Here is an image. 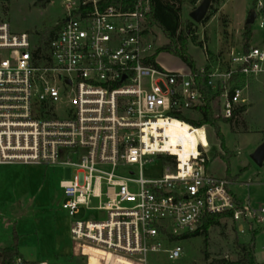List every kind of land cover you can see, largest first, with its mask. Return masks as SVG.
<instances>
[{"label": "built area", "instance_id": "built-area-1", "mask_svg": "<svg viewBox=\"0 0 264 264\" xmlns=\"http://www.w3.org/2000/svg\"><path fill=\"white\" fill-rule=\"evenodd\" d=\"M109 2L66 0L60 29L46 45L0 22V165L75 171L60 183L67 215L73 220L86 212L72 221L73 256L78 243L99 249L109 262L149 264L150 255L161 253L176 262L184 249L175 239L216 215L238 232L264 230V205L240 201L230 180L208 172L209 126L182 120L207 102L190 70L159 67L145 34L150 0L128 10ZM250 20L258 32L252 28L248 50L243 43L231 49L222 70L209 62L199 69L215 93L222 90L218 118L224 120L246 107L249 82L264 75V0H253ZM238 72L243 85L232 88ZM173 123L188 125L197 138L184 160L166 132ZM156 158L165 174L144 179V167ZM128 167H138V177ZM14 264L47 263L18 258Z\"/></svg>", "mask_w": 264, "mask_h": 264}, {"label": "rangeland", "instance_id": "rangeland-1", "mask_svg": "<svg viewBox=\"0 0 264 264\" xmlns=\"http://www.w3.org/2000/svg\"><path fill=\"white\" fill-rule=\"evenodd\" d=\"M65 1L53 0L41 9L36 6L37 0H0V22H8L14 33H28L35 42H39L41 33L57 27L64 19ZM202 1L182 0V26L184 30L191 27L192 31L189 54L200 70L205 69L208 62L222 70L227 67V53L231 49H239L243 43L244 27L253 0H213L206 19L196 24L190 15ZM252 26L253 31L258 32L256 25ZM149 37L156 51L169 43L158 28H152ZM260 38L262 34L256 33L254 43L258 44ZM157 63L169 73L189 71L179 57L169 52H161ZM244 99L246 102L242 107L246 106L248 110L239 113L231 124L221 123L229 161L220 157L223 154L221 141L214 129L208 128L211 146L208 172L216 178L230 180L233 183L231 190L240 201L250 200L254 207H258L264 205V164L257 165L252 157L264 144V75L249 82ZM190 117L197 119L194 114ZM172 133L171 144H180L184 153L192 152L194 146L189 130ZM153 161L143 169L146 180L161 179L165 174L163 163L158 158ZM39 167L45 169V184L32 181L28 166L0 165V263L1 249L11 248L17 236L21 258L28 263L105 264L103 261H106L107 264H135L129 259L109 262L102 251L78 243L72 255V221L85 219L86 212L81 211L73 220L67 215L62 208L65 197L60 183L73 179L75 171L69 167ZM137 168L128 167L127 171L136 172L138 177ZM238 244L250 246L256 263L264 264V230L258 228L252 233L243 226V232H238L235 225L226 219L212 227L207 236L179 242L178 245L184 249L181 260L172 262L163 253L150 255L148 260L149 264L234 263L241 258Z\"/></svg>", "mask_w": 264, "mask_h": 264}, {"label": "trees", "instance_id": "trees-1", "mask_svg": "<svg viewBox=\"0 0 264 264\" xmlns=\"http://www.w3.org/2000/svg\"><path fill=\"white\" fill-rule=\"evenodd\" d=\"M53 0H37L36 6L45 9L47 5H49ZM136 0H110L109 5L122 7L124 10H128L132 8L133 4ZM181 14H182V0H150V11L146 14L147 20V30L145 32L146 35H149L152 28H158L165 38L169 41L167 45L162 47L161 49L155 52L154 58L157 59L161 52H169L177 57H179L189 68L192 74L196 77V84L199 90L203 93L206 99V106L200 108L197 111V119H186L182 118L195 128H200L202 126H209L214 129L217 139L221 141V152L220 157L229 161L230 154L225 149V141L224 137L221 133V123L231 124L235 117L239 113H244L248 110V108L243 107L237 110L234 114V117L229 120H224L218 118V114L220 113V96L222 90H219L218 93H215L208 85V77L207 72L201 73L199 69H197L196 63L194 59L189 54V43L191 36V27H187L186 30L183 29L181 22ZM62 23V22H61ZM60 26L52 27L48 29L44 33H41L40 45H46L53 36L59 31ZM252 36V25L248 22L244 27V35H243V45L244 49L248 50L250 39ZM153 58V59H154ZM154 62V60H153ZM232 88L241 87L242 79L240 73L238 72L235 77L230 82ZM181 130H190L188 125H182L180 123H173L172 126L166 131L168 136L171 137L174 135L172 132H178ZM189 138L192 139L193 149L192 152H195L197 146V138L191 132L189 134ZM182 155V159L188 155L184 153ZM171 159H167L170 161ZM225 219L224 215H216L206 217L203 221L202 226L195 233L186 234L181 238L175 239L176 242H181L185 240H190L193 238H198L200 236H207L209 230L218 226L222 220ZM18 237H15V244L9 249H1V263L0 264H14L16 259L21 258V255L18 250ZM239 249L241 250V258L234 262L221 261L216 262L214 264H257L254 257L253 249L250 246L240 245L238 244Z\"/></svg>", "mask_w": 264, "mask_h": 264}, {"label": "water", "instance_id": "water-1", "mask_svg": "<svg viewBox=\"0 0 264 264\" xmlns=\"http://www.w3.org/2000/svg\"><path fill=\"white\" fill-rule=\"evenodd\" d=\"M213 0H203L200 7L191 13L190 18L196 24H201L205 19L210 10ZM252 24V20L248 21ZM253 161L262 166L264 162V144L258 149V151L252 157Z\"/></svg>", "mask_w": 264, "mask_h": 264}, {"label": "crops", "instance_id": "crops-1", "mask_svg": "<svg viewBox=\"0 0 264 264\" xmlns=\"http://www.w3.org/2000/svg\"><path fill=\"white\" fill-rule=\"evenodd\" d=\"M197 69H198V67H197ZM28 170H30V172L32 174V181L33 182H35L37 184L38 183L40 184L41 182H42V184H45L47 182V177L45 175V169L43 170V169H41V167L33 165V166H28ZM19 248H20V244L18 246V250H19ZM19 253H20V250H19Z\"/></svg>", "mask_w": 264, "mask_h": 264}, {"label": "bare ground", "instance_id": "bare-ground-1", "mask_svg": "<svg viewBox=\"0 0 264 264\" xmlns=\"http://www.w3.org/2000/svg\"><path fill=\"white\" fill-rule=\"evenodd\" d=\"M98 252H100V250L98 249Z\"/></svg>", "mask_w": 264, "mask_h": 264}]
</instances>
